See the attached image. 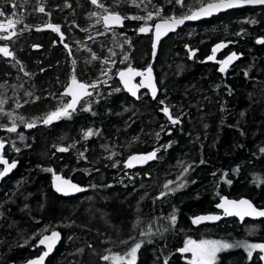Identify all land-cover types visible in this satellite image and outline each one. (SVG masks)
Returning a JSON list of instances; mask_svg holds the SVG:
<instances>
[{
	"label": "trees",
	"instance_id": "obj_1",
	"mask_svg": "<svg viewBox=\"0 0 264 264\" xmlns=\"http://www.w3.org/2000/svg\"><path fill=\"white\" fill-rule=\"evenodd\" d=\"M67 2L72 5L70 9L65 7V0H0V10L11 9L12 3L19 5L14 9V19H22L23 24L33 25L46 19L68 30L65 42L74 52L69 57L63 48L59 56L47 44L42 45L34 55L37 66L32 81L24 77V71L29 70L22 63L24 71L17 64L11 69H0V83L6 85L0 88V94L12 97L14 105L18 101L23 105L20 109L13 106L11 113L37 122L36 127L28 129L17 118V132L8 133L4 126L9 125V117L0 115V138L20 149L16 152L6 147L4 153L10 162H18V167L0 186V264H29L42 254L36 246L39 238L53 230L60 232L61 242L44 264H110L100 259L109 254L107 249L112 254H123L137 240L145 243L137 253L136 264H163L165 258L168 264H187L191 253L181 255L177 251L187 239L263 243L264 220L239 224L228 219L214 226H198L192 218L217 213L215 207L222 197L245 198L255 207L264 208V183L257 180H264V153L260 151L264 148V45L255 43L257 38H264V8L235 10L186 26L161 41L153 58L152 33L136 32L141 21L126 20L123 28L116 29L123 34L120 42L131 40V47L124 44L121 52L111 34L93 42L88 40L89 33L71 28L72 21L80 28H90L95 21L89 13L98 9L88 0ZM105 3L112 5L113 0ZM41 4L51 13L50 18L35 11ZM152 5L162 8L166 15L183 11L169 0H152L148 7ZM114 10L144 14L126 3ZM250 19L257 23L243 22ZM97 30H102L99 25L91 34ZM238 32L243 34L236 35ZM229 41L234 43L219 50L216 60L231 52L241 58L221 73L217 63L207 57L215 45ZM84 43L101 57L107 56L110 48L117 52V63L108 81L111 87L102 85L100 95L89 98L99 100L92 103L96 115L78 107L71 119L44 125L42 118L61 104L52 107L49 96L60 97L70 80L72 59L77 61L79 80L90 83L100 77L103 65L99 61L87 62L90 54ZM189 48L196 51L192 58ZM124 53L129 59L120 63ZM129 64L137 70L151 64L159 90L156 100L146 92L138 101L124 93L116 73ZM12 82L16 88L11 92L7 86ZM116 88L120 91H113ZM25 92L26 97L17 99ZM29 92L40 99L33 102V97L27 96ZM159 100L173 105L174 115H183L180 125H170L160 111ZM161 125H165L163 131ZM88 128L98 130L100 135L85 141L82 130ZM68 144L75 147L66 153L53 147ZM168 144L171 146L165 150L162 146ZM158 147V159L133 170L124 167L129 156L147 154ZM80 152L87 159L80 157ZM189 164L192 167L184 176L185 186L163 199H155L167 191L163 188L167 181L181 182L183 168ZM49 168L87 190L73 198L59 196L51 188L53 172L46 171ZM173 212L177 217L175 227L161 219ZM149 227L156 233L150 237L151 243L147 242L149 237L140 235ZM165 227L168 231H163ZM130 236L135 239L120 243ZM258 255L254 253L253 262H249L243 248L227 249L217 254L216 264H262L256 259Z\"/></svg>",
	"mask_w": 264,
	"mask_h": 264
},
{
	"label": "snow or ice",
	"instance_id": "obj_2",
	"mask_svg": "<svg viewBox=\"0 0 264 264\" xmlns=\"http://www.w3.org/2000/svg\"><path fill=\"white\" fill-rule=\"evenodd\" d=\"M89 4L94 6L95 9L98 11H92L89 13V18L94 19V23L91 25L90 28H80L75 21H72L70 24L71 28H77L80 31H84L89 33L88 40L93 42L99 36H105L111 34L113 37L114 42L117 43V46L120 48L121 52H123L124 44H127L131 47V40L125 38L123 42L119 41V37L123 35L122 33H117V28H123L125 26L126 20L132 21H141L142 23L136 29L137 34H147L153 33L154 34V42L152 45L153 48V58L156 56V49L159 45L160 40L162 37L167 36L169 33L176 32L178 28L185 24L186 21H196L204 17H210L214 14L227 11L229 9H236V8H243L245 6L257 7V6H264V0H194V3L189 4L187 0H169L174 6H178L183 11L179 14L173 13L171 15H166L163 12V9L152 5L151 8L148 5H151L152 0H113L112 5H108L105 3V0H88ZM122 3H126L129 6L136 7L143 12V15L137 14H122L119 11H115V8H118ZM144 5V7H141ZM12 8H17L19 5L16 3L11 4ZM65 7L71 8L72 5L65 0ZM35 11L44 14L45 16L51 17V13L46 11L45 6L43 4L39 5ZM17 13L14 11L12 12L11 16L16 17ZM0 17H6V14L3 10H0ZM156 21L154 24L151 23L152 21ZM244 23H251L256 24L257 21L255 19L245 20ZM23 24L22 19H14V18H6L0 20V41H13L14 38H18L20 35L23 34L24 31H31L33 27H35L36 31H42L45 29H50L52 32L57 33L59 35V42L63 44V47L67 50L69 57L74 55L72 47L65 42L66 36L65 33L61 31L60 25H54L50 22L45 23L44 25H37L31 26L27 24H23L22 28H18V25ZM100 26L102 30H97L95 34H91L92 29L97 28ZM243 32H238L236 35H242ZM56 42L54 41V44ZM80 43V42H78ZM230 43H234L232 41L229 42H221L215 45L212 48V55L207 57V60L215 61L219 64V71L221 73H226L229 66L239 60L241 55H238L236 52H231L226 56V58L221 60H216V53L229 46ZM258 45H264V38H257L255 41ZM38 47V46H34ZM84 48L90 54V59L87 61L88 63L92 61H99L103 67L101 68L100 77L96 80L86 83L78 79L76 75V64L77 61L75 59L71 60L72 64V73L70 76V82L65 87L64 91L60 93V98L63 97H70V100H67L61 103L55 110L48 113L44 118H42L41 122L44 125H50L54 121H58L60 119H71L72 114L77 111V108L84 112H91L92 115H96V113L92 109V103H98L99 100L93 99H86V98H93L94 94L99 96V89L100 87L107 86L111 87L108 84V81L112 78V69L115 67L117 61L114 59L117 56V52L113 49H108V55L101 57L96 54L87 43H84ZM190 55L189 58H192L196 55V51L192 49H188ZM0 56L4 58H10L15 62L17 65H21V61L15 55L14 50L10 48L8 44L0 45ZM129 59L127 53H124L121 56L120 63H124ZM20 71H24L23 66L21 65ZM44 71V69H41ZM24 75L29 76L30 73L24 71ZM118 75L120 81L122 82L124 88L137 99L140 98L138 95L140 88H147L150 90L152 99H157L158 95V88L156 86L154 77H153V68L151 64L144 69V70H136L130 64L126 69L118 70L116 73ZM247 76L248 73L245 72ZM142 77V80L139 84H133L132 80L135 77ZM2 87V85H0ZM113 91H120L119 88L113 89ZM29 97H33L34 100L40 99V97H34V94L29 92L27 93ZM83 101V103H81ZM8 98L0 94V115L9 117V125L4 126V131L8 133H16L18 130L17 125V118L24 124V126L28 129L34 128L37 126V122L33 121H26L22 116L17 117L14 116L11 112H6L4 106L7 104ZM28 101H25L27 103ZM158 103L162 105L160 111L162 114L167 118V121L172 126L180 125L182 123L183 115H174L172 108L173 105L166 104L164 100H159ZM18 107H22L23 105L17 102ZM243 115V114H242ZM165 125H161V130L163 131ZM83 131V139L87 141L93 136H99L100 132L98 130H94L92 128H88ZM168 135H171V131H168ZM157 138L160 136V132L156 133ZM20 140L23 141L25 137L21 134L19 136ZM28 146V145H26ZM171 144L162 146L165 150L170 147ZM6 147H12L16 152H19L20 149L16 148L14 144L8 145L7 142L3 139H0V165H3V168H0V179H3L7 176L13 169L17 167V162L12 161L9 162L8 159L5 158L4 150ZM55 150L60 153L69 152L70 149L75 147V144H68V145H53ZM161 149L158 147L150 153L147 154H133L127 158L124 163V167L126 168H133L136 165H144L149 161L158 159L157 153ZM262 153H264V148L260 149ZM80 157L87 159L84 155V152L79 153ZM116 153H112V156H115ZM111 158V157H109ZM204 163V161H201ZM116 164H113L115 167ZM192 165L189 164L183 168V172L180 176V183H176L175 181H167L163 188L167 191H162L155 199H163L169 193H174L185 186L187 183L184 180V176L187 175L189 170L191 169ZM46 171L53 172V169L49 168ZM238 171V169H237ZM54 180H55V188L56 191L62 193L63 195H71L78 192L86 191V188L78 186L74 183H71L67 179H62L61 176L56 175L53 172ZM215 175V173H213ZM227 176V173L224 174ZM257 180L261 183H264V180L257 178ZM225 182L231 183L230 180H226ZM176 184V187H170L171 185ZM110 187V185H109ZM217 208L222 209V215H200L192 218V223L194 225H200L205 222H215L221 220L224 216L228 217H237L239 221L242 223L246 217H251L253 219L256 218H264V209H258L255 207L250 201L246 199H241L239 201L236 200H229L227 198H221V202L216 205ZM161 219L167 220L172 227H175L177 217L175 212L167 217H162ZM140 223L137 220V225ZM47 231V229H45ZM157 232H161V229H157ZM163 231H168V228H163ZM255 231V228L252 229ZM156 233L153 232L151 227H149L146 231L142 230L140 235L149 237L147 240L148 243H151L152 240L150 239L151 236L155 235ZM35 238V236H33ZM60 239V233L53 230L50 235H43L42 238L38 240L37 247L43 245L46 250L42 252V254L31 261L29 264H44L46 257L53 251L55 243ZM134 236H130L128 239L121 240L120 243L127 244L130 240H134ZM145 243L144 240H137L136 243L132 244L130 248L123 254H112L111 249H107L106 251L109 254L102 255L100 259L105 262H110V264H136L137 261V253L142 245ZM91 248L92 245H89ZM232 248H243L247 253V259L249 262H253L254 253H259L256 257L257 260L264 262V243H250L248 241H233L228 242L224 240H192L187 239L184 243V246L177 251L183 255L185 253H191V259L187 261V264H216L217 261V254ZM83 252V249L79 250ZM163 264H168V259L165 258Z\"/></svg>",
	"mask_w": 264,
	"mask_h": 264
},
{
	"label": "flooded vegetation",
	"instance_id": "obj_3",
	"mask_svg": "<svg viewBox=\"0 0 264 264\" xmlns=\"http://www.w3.org/2000/svg\"><path fill=\"white\" fill-rule=\"evenodd\" d=\"M3 11L6 14V17H2L3 19L14 18V17L11 16L12 12L15 11L14 8H12V7H11V9H7L6 8V9H3ZM35 19H37V18H35ZM28 20L30 21L32 19H28ZM47 22H50V23H52L54 25H59V24H57L55 22H52V21L44 19L42 22H37V23H35V24L31 25V26L44 25ZM22 27L23 26H20L18 28H22ZM65 30L66 29H63L61 27V31L62 32L65 33ZM66 31H68V30H66ZM54 41L56 42L55 44H54ZM3 44H8L10 46V48L14 50L15 55L18 57V59L21 61V63L24 65V68L29 70V73L31 75H29V76L24 75V77L28 81H32L33 78H34L33 74H35L36 66H37L35 64V59L37 57L34 56V55H35L36 52L40 51L42 45L47 44L49 49L51 51L55 50L56 53L59 56L62 54V51H63V48H64L63 44L59 42V35L57 33H54V32H52L49 29H45V30H42V31H36L35 27H33V29L31 31H24L23 34L20 35L18 38H14V42L13 41H0V45H3ZM34 46H38V47H34ZM45 56H46V54H45ZM14 65H15V62L13 60H11L10 58H4V57L0 56V69L1 68H2V70H6L7 68L11 69ZM217 65H218V68H219V64L218 63H217ZM7 78L8 77L6 76L5 79H7ZM2 79H3V75L0 74V80H2ZM69 82H70V80L63 87L61 93L64 91L65 87L69 84ZM0 85H2V87L6 86L5 84H2V83H0ZM2 87H0V88H2ZM7 87L10 89L11 92L16 88L14 86L13 82L10 85H8ZM4 95H5V93L3 94V96ZM16 97H17V99L26 97V92L24 94H19ZM45 97H47V95ZM49 97L51 98L50 102L52 103V107L58 106L60 103L63 102V99H61L60 97L57 98L55 94L52 95V96H49ZM30 98H32V97H30ZM65 99L66 100H70L68 97H65ZM86 99H89V98H86ZM82 102L83 101H81V103ZM15 105H17V104H15ZM15 105L13 103V98L10 97V98H8V102L4 106V109H5L6 112H13V111H11V108L13 109V106H15ZM17 108L20 109V107H18V106H17ZM258 209H264V208H258ZM226 220H228V219H226ZM260 221H263V220H260ZM260 243H262V242H260ZM42 251H43V249H42ZM262 264H264V262H262Z\"/></svg>",
	"mask_w": 264,
	"mask_h": 264
},
{
	"label": "water",
	"instance_id": "obj_4",
	"mask_svg": "<svg viewBox=\"0 0 264 264\" xmlns=\"http://www.w3.org/2000/svg\"><path fill=\"white\" fill-rule=\"evenodd\" d=\"M245 8H264V6H257V7L245 6V7H243V8L229 9V10H227V11H223V12H220V13L214 14V15H212V16H210V17H204V18H201V19L196 20V21H186L184 25H182L180 28L177 29L176 32L169 33L167 36L162 37V39L160 40V42L163 41V40H165V39H166L167 37H169L170 35H173V34L177 33L179 30L185 28L186 26H189V25H196V24L201 23V22H204V21H209V20H211L212 18H215V17H217V16H219V15H221V14H226V13L231 12V11L240 10V9H245ZM49 30H50V29H49ZM153 42H154V34L152 33V45H153ZM160 42H159V43H160ZM157 48H158V46H157ZM152 49H153V48H152ZM156 50H157V49H156ZM125 69H126V68H125ZM136 70H137V69H136ZM153 77H154V80H155L156 86H157V88H158V85H157V82H156V78H155V76H154V73H153ZM116 80L118 81V83H119L120 87L122 88V90L124 91V93L127 94V95L129 96V98H131V99L134 100V101H138V100H139V99H137L136 97H133V96H132V95H131V94H130L125 88H124V86H123L122 82L120 81L118 75H116ZM141 80H142V77L137 76V77H135V78L132 80V83H133V84H139V83L141 82ZM142 92H146V93L148 94V96L152 99V97H151V93H150V90H149V89H147V88H143V87L140 88L138 95L140 96V94H141ZM158 95H159V90H158ZM158 95H157V97H158ZM68 98L70 99V97H68ZM152 100H154V99H152ZM155 100H156V99H155ZM0 139H1V138H0ZM4 152H5V150H4ZM5 158H6V157H5ZM6 159H8V158H6ZM9 162H10V161H9ZM15 162H16V161H15ZM10 163H11V162H10ZM144 165H145V164H144ZM144 165H139V164H138V166H140V167H141V166H144ZM17 167H18V162H17ZM17 167H16V168H17ZM0 168H3V165H0ZM16 168L13 169V170H12L7 176H5L3 179H0V186H1V184H2L3 181H5L6 179H8V178L12 175V173L16 170ZM56 175H59V176H61L62 179H67V180H69L71 183H74V184L78 185L77 183L73 182L72 180L63 177V176H62L61 174H59V173H57ZM78 186H79V185H78ZM51 188H52V190H53L56 194H58L59 196H61V197H63V198H73V197H77V196L81 193V192H78V193H74V194H71V195H67V196H65V195H63L62 193L57 192V191H56V188H55L54 175H53L52 178H51ZM223 198H227V197H223ZM227 199H229V198H227ZM242 199H245V198H242ZM229 200H234V199H229ZM239 200H241V199H238V200H236V201H239ZM246 200H248V199H246ZM248 201H250V200H248ZM220 202H221V199H220L219 203H220ZM250 202H251V201H250ZM219 203H218V204H219ZM251 203H252V202H251ZM252 204H253V203H252ZM215 210H216L217 213H209V214H204V215H222V214H223V213H222V209H219V208L215 207ZM199 216H200V215H199ZM226 219H235V220H237L240 224H243L245 221H249V220H250V221H260V220H264V218H256V219H253V218H251V217H246L245 220L241 223L237 217H228V216H224V217H223L221 220H219V221H215V222H205V223L200 224L199 226H214V225H217V224H219L221 221L226 220ZM57 232H58V231H57ZM59 233H60V232H59ZM49 235H50V234H49ZM60 242H61V234H60V239L55 243V246H54V248H53V251L49 254L48 257H46L45 261H46L48 258H50L51 256H53V254L55 253L56 249L58 248ZM38 247L41 248V249H43V251L46 250V248H45L43 245L38 246Z\"/></svg>",
	"mask_w": 264,
	"mask_h": 264
},
{
	"label": "rangeland",
	"instance_id": "obj_5",
	"mask_svg": "<svg viewBox=\"0 0 264 264\" xmlns=\"http://www.w3.org/2000/svg\"><path fill=\"white\" fill-rule=\"evenodd\" d=\"M64 5H65V3H64ZM157 51V50H156ZM140 97H141V94H140ZM150 162V161H149ZM138 165H136L135 167H137ZM135 167H133V168H127V169H129V170H133ZM129 173H127L126 175H128ZM199 226V225H198ZM40 238H42V237H40ZM39 238V239H40ZM38 243V242H37ZM43 252V251H42Z\"/></svg>",
	"mask_w": 264,
	"mask_h": 264
},
{
	"label": "bare ground",
	"instance_id": "obj_6",
	"mask_svg": "<svg viewBox=\"0 0 264 264\" xmlns=\"http://www.w3.org/2000/svg\"><path fill=\"white\" fill-rule=\"evenodd\" d=\"M153 50V49H152Z\"/></svg>",
	"mask_w": 264,
	"mask_h": 264
}]
</instances>
